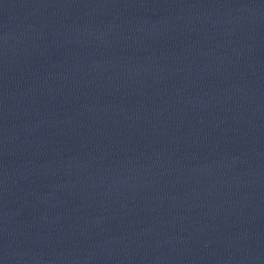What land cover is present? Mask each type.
<instances>
[{
  "label": "water",
  "instance_id": "water-1",
  "mask_svg": "<svg viewBox=\"0 0 264 264\" xmlns=\"http://www.w3.org/2000/svg\"><path fill=\"white\" fill-rule=\"evenodd\" d=\"M0 264H264V0H0Z\"/></svg>",
  "mask_w": 264,
  "mask_h": 264
}]
</instances>
